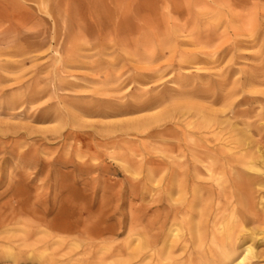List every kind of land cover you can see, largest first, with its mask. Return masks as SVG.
<instances>
[{"label": "rangeland", "instance_id": "374dc122", "mask_svg": "<svg viewBox=\"0 0 264 264\" xmlns=\"http://www.w3.org/2000/svg\"><path fill=\"white\" fill-rule=\"evenodd\" d=\"M245 13L254 29L236 17ZM220 85L232 93L226 104L184 95ZM186 103L198 110L173 109ZM237 108L246 110L237 127L264 149V0H0V264H154L157 251L177 264H225L212 262L205 228L227 174L177 168L165 149L223 152L224 124L197 123ZM153 116L147 131L127 127ZM8 188L72 229L29 213L2 221ZM47 236L43 257L28 253Z\"/></svg>", "mask_w": 264, "mask_h": 264}, {"label": "bare ground", "instance_id": "6f19581e", "mask_svg": "<svg viewBox=\"0 0 264 264\" xmlns=\"http://www.w3.org/2000/svg\"><path fill=\"white\" fill-rule=\"evenodd\" d=\"M237 4L238 3L234 1L231 3L233 6ZM249 15L250 13H245L242 15L237 14L236 16L244 23L243 29L249 25L254 29ZM209 56L213 55L209 54ZM183 83L187 85L190 81L185 79ZM224 90L225 86L223 85H220L218 88L214 86L203 87L187 92L184 95L185 97L193 96L206 99L211 104L217 102L226 104L232 98V93L225 94L223 93ZM152 106L154 105H151V107ZM182 107H186V110H189L188 108L198 110L196 109L197 106L190 103H186L184 106L175 104L173 109L181 111L179 109H182ZM231 113L233 117H227L223 120L214 117L206 118V116L200 115L202 117L201 122L197 123V128L217 125L220 128L219 132H221L222 129L221 125L224 124L223 130L228 134L229 140H227V144L223 145L225 148L222 149L223 152L221 150L216 151V149L209 146L202 147L203 149L199 150L196 147L193 148L181 144H171L170 147L165 149V152L175 154L167 158H169L171 162H175L177 168L185 164H192V166L196 168L199 162L206 164L205 168L211 176L214 174H221L224 177L225 174H227L225 176V182H229V185L225 186V184L221 182V177L216 179V184L220 190L216 192L217 202L208 220L210 226L205 228V232L210 236L209 241L212 244L209 248V251L212 253L211 259L212 262L222 260L225 264H234L235 262L237 264H254L255 259L264 256V250H257L256 246L258 243L264 242V237H257L264 232V149L260 147V142L249 141L250 134L247 129V124H243L244 127L238 128V123L242 124L243 121L238 120L237 122L233 120V118L243 117V115L246 114V110L237 108L232 109ZM195 114L199 115L200 111H197ZM74 119L76 120V117ZM157 122L158 116H153L144 120H133L127 124V127L132 126L134 129L147 131ZM190 124H192V122H190L189 125ZM170 133L171 132L167 131L165 128L162 130L149 131L148 135H170ZM181 134L183 137H186L188 136L186 134L190 136L191 133L187 131ZM216 155H218V158H216ZM216 163L219 166L213 168ZM165 169H167V167H165ZM172 172L178 173V171L173 169ZM225 189H227V192ZM5 192L9 194V198L5 203L9 209V215H6L2 221H6L9 217V221L17 220L25 213H29L38 225H44L46 228H57L61 231H69L72 229L71 225L61 224L55 219L47 220L46 212L39 213L37 210V203L40 202L39 200L29 204V199L27 197H21L17 189L8 188ZM189 206H191V204ZM188 215L189 214L186 216ZM187 221L189 220H186V218L183 221L185 222L184 228L188 231L191 238L198 240L197 244H199L202 235V232L199 231L200 227L193 228L191 221ZM261 229H263V231H261ZM175 231L173 237L180 239L183 235L182 229L175 228ZM170 232H172V230ZM51 240L52 237L47 236L34 243H30L28 245L30 249L28 253L34 254V257L37 258L43 257V252L36 251L41 248H47ZM139 245L141 248L144 243L139 242ZM156 254L157 257L154 264H177L158 251ZM6 255L13 258L14 262H17L21 252H12L9 250Z\"/></svg>", "mask_w": 264, "mask_h": 264}]
</instances>
